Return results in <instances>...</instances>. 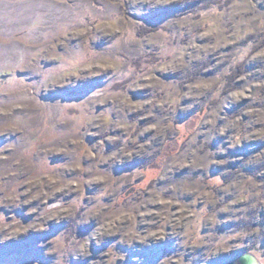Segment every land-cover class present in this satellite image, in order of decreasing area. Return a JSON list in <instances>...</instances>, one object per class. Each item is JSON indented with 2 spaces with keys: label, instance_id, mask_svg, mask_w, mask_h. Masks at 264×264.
I'll return each mask as SVG.
<instances>
[{
  "label": "rangeland",
  "instance_id": "374dc122",
  "mask_svg": "<svg viewBox=\"0 0 264 264\" xmlns=\"http://www.w3.org/2000/svg\"><path fill=\"white\" fill-rule=\"evenodd\" d=\"M264 264V0H0V264Z\"/></svg>",
  "mask_w": 264,
  "mask_h": 264
},
{
  "label": "water",
  "instance_id": "95a60500",
  "mask_svg": "<svg viewBox=\"0 0 264 264\" xmlns=\"http://www.w3.org/2000/svg\"><path fill=\"white\" fill-rule=\"evenodd\" d=\"M225 264H257V258L253 254L246 252Z\"/></svg>",
  "mask_w": 264,
  "mask_h": 264
},
{
  "label": "bare ground",
  "instance_id": "6f19581e",
  "mask_svg": "<svg viewBox=\"0 0 264 264\" xmlns=\"http://www.w3.org/2000/svg\"><path fill=\"white\" fill-rule=\"evenodd\" d=\"M257 264H259V263H258V260H257Z\"/></svg>",
  "mask_w": 264,
  "mask_h": 264
}]
</instances>
